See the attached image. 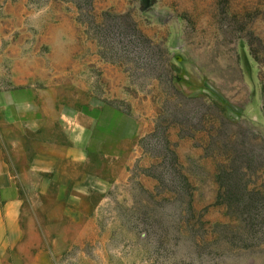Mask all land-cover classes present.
Listing matches in <instances>:
<instances>
[{
  "label": "rangeland",
  "instance_id": "374dc122",
  "mask_svg": "<svg viewBox=\"0 0 264 264\" xmlns=\"http://www.w3.org/2000/svg\"><path fill=\"white\" fill-rule=\"evenodd\" d=\"M0 91L85 151L22 261L264 264V0H0Z\"/></svg>",
  "mask_w": 264,
  "mask_h": 264
},
{
  "label": "crops",
  "instance_id": "0c3cea01",
  "mask_svg": "<svg viewBox=\"0 0 264 264\" xmlns=\"http://www.w3.org/2000/svg\"><path fill=\"white\" fill-rule=\"evenodd\" d=\"M84 155L79 130L70 134L62 121L46 118L28 93L0 91V264L45 254L22 192L30 183L68 185Z\"/></svg>",
  "mask_w": 264,
  "mask_h": 264
}]
</instances>
